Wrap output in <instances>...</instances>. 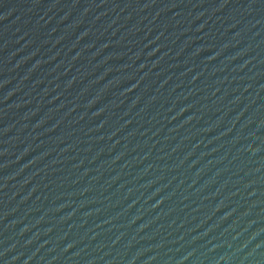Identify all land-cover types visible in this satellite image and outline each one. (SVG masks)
Returning <instances> with one entry per match:
<instances>
[{"label": "water", "instance_id": "water-1", "mask_svg": "<svg viewBox=\"0 0 264 264\" xmlns=\"http://www.w3.org/2000/svg\"><path fill=\"white\" fill-rule=\"evenodd\" d=\"M0 264H264V0H0Z\"/></svg>", "mask_w": 264, "mask_h": 264}]
</instances>
